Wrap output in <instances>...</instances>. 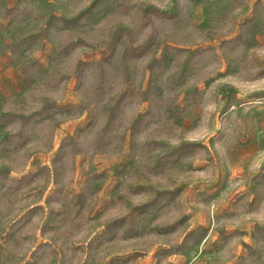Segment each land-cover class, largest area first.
I'll return each mask as SVG.
<instances>
[{"label":"rangeland","instance_id":"374dc122","mask_svg":"<svg viewBox=\"0 0 264 264\" xmlns=\"http://www.w3.org/2000/svg\"><path fill=\"white\" fill-rule=\"evenodd\" d=\"M0 264H264V0H0Z\"/></svg>","mask_w":264,"mask_h":264}]
</instances>
